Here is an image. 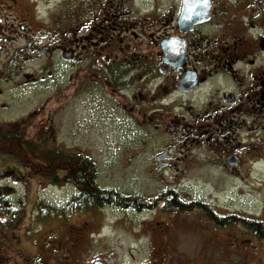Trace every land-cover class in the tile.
Wrapping results in <instances>:
<instances>
[{"label": "flooded vegetation", "instance_id": "flooded-vegetation-1", "mask_svg": "<svg viewBox=\"0 0 264 264\" xmlns=\"http://www.w3.org/2000/svg\"><path fill=\"white\" fill-rule=\"evenodd\" d=\"M59 3L57 16L37 13L32 0H0V139L24 136L46 145L48 136L51 145L54 127H42L47 136L35 141L43 123L36 121H45L52 112L49 104L56 99L36 107L35 97L75 93L68 75L77 70L78 77L82 72L81 90H100L116 106L123 101L127 118L128 111L136 113L168 138L153 156L155 176L161 178L170 169L182 174L187 165L204 164L234 182L248 177L250 168L260 177L264 0ZM141 5L148 9L142 11ZM21 97L27 101L18 106L15 100ZM13 161L22 165L15 157L0 155V264H82L81 257L69 259L53 250L45 230L50 223L33 226L26 212L28 202L22 206L16 192L23 182L21 174L29 173L20 172ZM83 179L68 185L78 192ZM97 188L92 191L98 210L163 212L161 205L149 210L117 205L112 193L119 191ZM58 231L62 228L52 235L74 244L77 237ZM95 262L103 263L94 259L89 264Z\"/></svg>", "mask_w": 264, "mask_h": 264}, {"label": "rangeland", "instance_id": "rangeland-1", "mask_svg": "<svg viewBox=\"0 0 264 264\" xmlns=\"http://www.w3.org/2000/svg\"><path fill=\"white\" fill-rule=\"evenodd\" d=\"M32 1L37 13L54 12L59 16L61 12L60 0ZM145 1L133 0L135 4ZM141 7L142 11L148 9L144 5ZM69 71L68 80H74L75 93L67 91L66 96L59 91L61 93L35 97L33 104L36 107H43L49 98L56 100L49 104L52 112L45 121H36L43 123L36 129V134L33 133L38 141L41 135L47 136L41 128L53 126L54 133L50 134L53 143L47 144L50 140L47 136L46 145L33 143L34 150L69 154L79 150L95 163L99 176L96 184L101 188L111 187L125 195L137 193L150 197L170 187L184 197L205 201L219 212L264 220V169L258 177L254 168H250L249 176L236 182L218 176L204 164L187 165L182 174L181 170L177 173L170 169L161 178L155 176L153 156L168 138L154 129V122H144L136 113L128 111L127 118L123 101L116 106L100 90H81L82 72L78 77L80 71ZM25 101L24 97L15 100L19 102L18 106ZM57 104L60 105L56 107ZM26 105L25 111H28V102ZM19 167L20 172L29 173L21 174L19 178L23 182L16 187L21 205L28 202L26 212L30 213L33 226L50 223L45 227L49 231L47 236H51L49 242L63 257H81L82 264H89L94 259H101L105 264H264V242L250 235L244 236L239 227H215L199 210L169 209L162 214L138 215L108 211L99 206L100 210L88 207L87 211L71 212V201L78 194L77 189L63 184L60 179L53 184L25 166L19 164ZM37 204L47 208L43 214L48 213L49 218H41ZM61 210L65 213L54 212ZM59 228L62 231L57 233L77 237L73 245L52 235Z\"/></svg>", "mask_w": 264, "mask_h": 264}, {"label": "trees", "instance_id": "trees-1", "mask_svg": "<svg viewBox=\"0 0 264 264\" xmlns=\"http://www.w3.org/2000/svg\"><path fill=\"white\" fill-rule=\"evenodd\" d=\"M34 153H36V155H34ZM0 155L12 156L19 159L22 165L31 167L36 173L42 177L44 176V178L48 177L49 179H47L53 184H56L57 181L60 182V180L63 184H70L71 182H76L77 178L84 176V182H80L83 186L78 188V195L71 201L70 211H87L88 207L96 210L98 209L95 203L96 193L92 191V189L98 190L96 185L97 169L95 163L89 156L83 153L69 154L57 150L37 152L36 148L34 150L33 143L29 139H25L24 136H21V138L0 139ZM58 176H61V178H58ZM105 192L107 191H104V193ZM112 194L116 198L117 205L121 204L122 206H128V208L141 205L149 210L155 205H161L163 206V212L169 209H177L180 212H193L199 210L203 217L209 220L215 227H239L244 236L250 235L258 241L264 242L263 219L251 218L246 215L232 212H219L205 201L184 197L178 190L170 187L150 197L134 193L125 195L119 192H113ZM36 209L42 214V219L46 220L49 218V215H47L48 213L43 214L47 209L46 207L37 204ZM61 211L54 212L57 214L65 213Z\"/></svg>", "mask_w": 264, "mask_h": 264}, {"label": "water", "instance_id": "water-1", "mask_svg": "<svg viewBox=\"0 0 264 264\" xmlns=\"http://www.w3.org/2000/svg\"><path fill=\"white\" fill-rule=\"evenodd\" d=\"M94 264H102V263H100V262H96V263H94Z\"/></svg>", "mask_w": 264, "mask_h": 264}]
</instances>
